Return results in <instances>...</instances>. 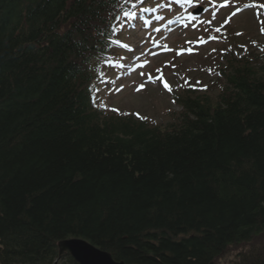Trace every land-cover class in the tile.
I'll return each mask as SVG.
<instances>
[{
    "label": "trees",
    "instance_id": "trees-1",
    "mask_svg": "<svg viewBox=\"0 0 264 264\" xmlns=\"http://www.w3.org/2000/svg\"><path fill=\"white\" fill-rule=\"evenodd\" d=\"M129 6L0 0V264H54L67 239L211 264L264 233V61L229 62L217 99L178 96L165 127L106 116L95 69Z\"/></svg>",
    "mask_w": 264,
    "mask_h": 264
},
{
    "label": "rangeland",
    "instance_id": "rangeland-1",
    "mask_svg": "<svg viewBox=\"0 0 264 264\" xmlns=\"http://www.w3.org/2000/svg\"><path fill=\"white\" fill-rule=\"evenodd\" d=\"M173 1L153 0L152 8L158 7L159 11L168 8L170 12L174 9ZM200 8L205 12L192 18L191 14ZM179 11V15L188 16V20H183L181 26L168 33L163 30L169 15L157 24V34H140L139 28L131 32L134 22L130 28L125 27L124 37H121L128 40L132 51L122 54L128 60L139 55L140 61L123 81L122 75L115 74L103 86L99 104L104 105L106 116H138L149 124L165 126L174 113H181L171 96L175 91L181 96L193 90L198 96L206 95L215 100L223 89L221 71L226 70L229 59L254 58L251 62L254 69L261 66L264 60L261 53L264 49V0H192ZM165 83L170 90L164 87ZM246 254L248 257L242 259ZM261 256H264V233L254 237L251 243L228 248L213 264H243L242 261L250 262L249 257Z\"/></svg>",
    "mask_w": 264,
    "mask_h": 264
},
{
    "label": "water",
    "instance_id": "water-1",
    "mask_svg": "<svg viewBox=\"0 0 264 264\" xmlns=\"http://www.w3.org/2000/svg\"><path fill=\"white\" fill-rule=\"evenodd\" d=\"M57 248L59 259L69 255L78 264H124L116 262L109 253L95 248L82 239L60 241Z\"/></svg>",
    "mask_w": 264,
    "mask_h": 264
},
{
    "label": "snow or ice",
    "instance_id": "snow-or-ice-1",
    "mask_svg": "<svg viewBox=\"0 0 264 264\" xmlns=\"http://www.w3.org/2000/svg\"><path fill=\"white\" fill-rule=\"evenodd\" d=\"M142 2H143V0H142ZM187 2H188L189 4H191V3H192V0H187ZM220 6H224V5H220ZM245 7H249V5H245ZM144 10L147 11L148 9H144ZM238 11H239V9H238ZM235 14H236L235 12L232 13L233 16H234ZM213 19H215V14H214V13H213ZM228 19H231V16L228 17ZM209 23H210V22H209ZM156 30L159 31V29H156ZM217 31H219V29H217ZM262 51H264V49H262ZM164 87H165L166 89H169V90H170L169 85H168L167 83H165Z\"/></svg>",
    "mask_w": 264,
    "mask_h": 264
},
{
    "label": "bare ground",
    "instance_id": "bare-ground-1",
    "mask_svg": "<svg viewBox=\"0 0 264 264\" xmlns=\"http://www.w3.org/2000/svg\"><path fill=\"white\" fill-rule=\"evenodd\" d=\"M251 259H252V258H251V257H249V261H251ZM116 262H117V261H116ZM118 263H123V262H118ZM124 264H125V263H124Z\"/></svg>",
    "mask_w": 264,
    "mask_h": 264
}]
</instances>
